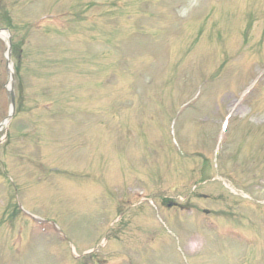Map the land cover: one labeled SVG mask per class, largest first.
<instances>
[{
  "label": "rangeland",
  "instance_id": "rangeland-1",
  "mask_svg": "<svg viewBox=\"0 0 264 264\" xmlns=\"http://www.w3.org/2000/svg\"><path fill=\"white\" fill-rule=\"evenodd\" d=\"M1 31L0 264H264V0H0Z\"/></svg>",
  "mask_w": 264,
  "mask_h": 264
},
{
  "label": "bare ground",
  "instance_id": "bare-ground-1",
  "mask_svg": "<svg viewBox=\"0 0 264 264\" xmlns=\"http://www.w3.org/2000/svg\"><path fill=\"white\" fill-rule=\"evenodd\" d=\"M0 36L6 38V37H8V33H7L6 31H1V32H0ZM10 69L13 71V65H12V64H10ZM11 86H12V84H11ZM192 242H193V244L196 246L197 241L194 239V240H192Z\"/></svg>",
  "mask_w": 264,
  "mask_h": 264
},
{
  "label": "water",
  "instance_id": "water-1",
  "mask_svg": "<svg viewBox=\"0 0 264 264\" xmlns=\"http://www.w3.org/2000/svg\"><path fill=\"white\" fill-rule=\"evenodd\" d=\"M10 53H11V50L8 51L9 56H10ZM12 101H13V104H14V94H13V91H12Z\"/></svg>",
  "mask_w": 264,
  "mask_h": 264
},
{
  "label": "flooded vegetation",
  "instance_id": "flooded-vegetation-1",
  "mask_svg": "<svg viewBox=\"0 0 264 264\" xmlns=\"http://www.w3.org/2000/svg\"><path fill=\"white\" fill-rule=\"evenodd\" d=\"M116 5H117V3H116Z\"/></svg>",
  "mask_w": 264,
  "mask_h": 264
}]
</instances>
